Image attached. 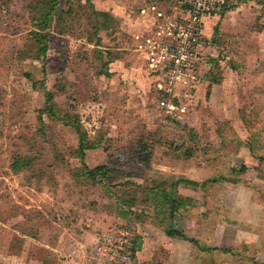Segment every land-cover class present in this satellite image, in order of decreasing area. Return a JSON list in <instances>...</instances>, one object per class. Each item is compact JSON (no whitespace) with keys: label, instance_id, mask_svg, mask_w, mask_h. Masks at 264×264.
Returning <instances> with one entry per match:
<instances>
[{"label":"rangeland","instance_id":"rangeland-1","mask_svg":"<svg viewBox=\"0 0 264 264\" xmlns=\"http://www.w3.org/2000/svg\"><path fill=\"white\" fill-rule=\"evenodd\" d=\"M187 2L0 0V264H109L127 233L145 264H180V243L202 248L201 264H264L262 249L209 243L225 214L207 189L244 180L264 200V0L212 12L167 111L150 46ZM82 137L95 147L84 157ZM84 165L109 171L93 183ZM184 181L203 195H181ZM174 199L187 241L151 255L142 238L169 228Z\"/></svg>","mask_w":264,"mask_h":264},{"label":"crops","instance_id":"crops-1","mask_svg":"<svg viewBox=\"0 0 264 264\" xmlns=\"http://www.w3.org/2000/svg\"><path fill=\"white\" fill-rule=\"evenodd\" d=\"M220 7L221 6H219V8ZM212 15L213 14L211 13L205 20V23L201 28V32L203 31L206 34H209L211 30V24L209 22H211V20H216L217 18V15ZM186 85L191 87V81ZM204 173L205 171L203 169L197 170L195 171V174L197 175H195V180L194 178H189V180H194L199 183V181L204 178L202 180L204 181L208 179V176H205ZM178 186L180 190L179 193L184 197L198 200L199 197L203 195V188H194L185 182L180 183ZM250 186L251 185H248L245 182L232 183L228 181L210 183L207 185V189H212L211 195L214 199L215 206L221 208L222 211H224L223 215L225 214V219L222 220V223L220 222V217H217V222L214 224L211 233L208 235L209 243H211L212 246L229 247L245 245L249 247H255L259 250H264V225H262L261 222L264 214V200L261 202L255 201V192ZM194 205L197 208L198 206L203 207V202H195ZM199 215H201V213ZM199 215L195 214V219L192 220H195L197 223L201 222L198 217ZM189 221H191V219H189L187 213L183 211L182 208H179V210L174 214L173 220L170 221V226H173V228L179 231H187V227H189ZM149 227L151 231L155 233V237L153 238L152 236L146 234L145 236L147 238H142V247L146 248L147 250L149 247H151L149 249L151 255L159 256V246L162 245L164 248H166V243L172 239L166 235L165 229L159 228L160 225L155 226L151 224ZM179 246L184 248L183 250H185V252H177L176 255H174L173 258L174 260H178V263H202L203 254L199 247L195 246V248H192L187 243H180ZM140 255H142L141 251L136 255V264H145L140 260ZM151 264H153L152 261Z\"/></svg>","mask_w":264,"mask_h":264},{"label":"built area","instance_id":"built-area-1","mask_svg":"<svg viewBox=\"0 0 264 264\" xmlns=\"http://www.w3.org/2000/svg\"><path fill=\"white\" fill-rule=\"evenodd\" d=\"M225 0H188L182 18L167 27L160 40L155 42L150 53V66L156 73H160L161 81L156 85L163 94L160 106L167 111L176 109L175 102L177 88L187 81L194 57L195 43L207 17L219 8ZM219 4V5H218ZM221 4V5H220ZM159 43V44H158ZM121 241V253L113 258L109 264H136L133 256L132 235L127 233Z\"/></svg>","mask_w":264,"mask_h":264},{"label":"trees","instance_id":"trees-1","mask_svg":"<svg viewBox=\"0 0 264 264\" xmlns=\"http://www.w3.org/2000/svg\"><path fill=\"white\" fill-rule=\"evenodd\" d=\"M45 51H46V47H43L41 50H39L40 53H45ZM45 99H46V105L48 106L47 107V110L49 111V113L51 115H53V107H54V105H53V99H54V95L52 93L47 92L45 94ZM93 149H95V147L92 144H89L86 141V139L84 137H82L81 138V141H80V148H79L80 157H84V152L86 150H93ZM84 169H85L86 173L88 174V176L92 179V182L93 183H97L98 182V180H97V177L98 176H100L102 178L105 177V176H107L108 171H109V169L107 167H105V166H99V167H96L95 169H89L87 166L84 165ZM181 182H177L174 186L178 185ZM217 182H222V180L213 181V183H217ZM228 182H232V181H228ZM238 182H245L246 184L250 185L248 182H246L244 180L238 181ZM185 183L190 184V185H195V186L198 185V184H196L194 182H185ZM232 183H237V182H232ZM254 192H255V190H254ZM179 199L183 200L184 198L180 197ZM176 201L177 200H175V199L171 201V205H172V209L171 210L172 211H171L170 218H169L170 221L173 220L174 214L182 206V203L181 202L177 203ZM167 228L168 227H165V232H166V235L168 237L177 238V239H181V240L187 241V239H186V237H185V235L183 234L182 231H179V230L173 228V226H169V228L168 229ZM137 243L139 244L138 237L136 239L135 244H137ZM197 247H199V246H197ZM137 249H138V247H137ZM137 249H135V245H134V248H133V256L134 257H136V250ZM199 249L201 251H203L202 248L199 247Z\"/></svg>","mask_w":264,"mask_h":264}]
</instances>
